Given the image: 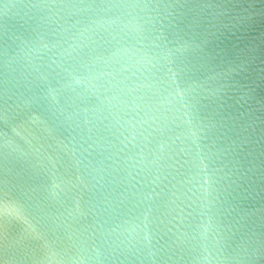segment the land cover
Wrapping results in <instances>:
<instances>
[{"label":"water","instance_id":"95a60500","mask_svg":"<svg viewBox=\"0 0 264 264\" xmlns=\"http://www.w3.org/2000/svg\"><path fill=\"white\" fill-rule=\"evenodd\" d=\"M0 264H264V0H0Z\"/></svg>","mask_w":264,"mask_h":264}]
</instances>
